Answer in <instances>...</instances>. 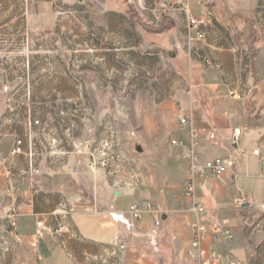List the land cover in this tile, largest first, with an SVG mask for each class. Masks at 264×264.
Masks as SVG:
<instances>
[{
    "label": "rangeland",
    "instance_id": "1",
    "mask_svg": "<svg viewBox=\"0 0 264 264\" xmlns=\"http://www.w3.org/2000/svg\"><path fill=\"white\" fill-rule=\"evenodd\" d=\"M161 4L169 6L164 0H0V141L11 133L25 140L32 136L37 164L44 169L33 184L43 189L39 197L45 205L54 201L51 182L65 165L79 172V183L70 180L72 192L83 198L88 194L84 179L94 184L99 177L114 190L125 188L113 187L114 180H130L140 202L164 205L168 189L182 196L187 161L170 147V123L163 121L161 105L184 94L189 97L191 68L200 61L156 24L154 16L162 20L163 12L150 10L153 5L160 10ZM197 4L201 2L191 0L193 9ZM112 133L125 146L130 175L109 176V171H92L87 165L85 142ZM50 137L67 154L52 165ZM22 162L27 164L25 158ZM20 172L0 164V264H13L7 241L12 218L24 211L20 186L26 180ZM132 202L121 197L116 207ZM70 218L57 217L52 226L70 230L56 234L67 249L70 241L84 245ZM153 231L137 251L127 250L136 260L132 263L181 264V249L169 228L163 224Z\"/></svg>",
    "mask_w": 264,
    "mask_h": 264
},
{
    "label": "crops",
    "instance_id": "2",
    "mask_svg": "<svg viewBox=\"0 0 264 264\" xmlns=\"http://www.w3.org/2000/svg\"><path fill=\"white\" fill-rule=\"evenodd\" d=\"M153 7L155 9L150 11L163 12L162 20L154 16L156 24L165 27L166 33L176 38L180 46L185 45L186 17L185 20H177L184 15L181 9L171 4L168 7L161 4L160 10L156 5ZM205 8L197 4L196 9L192 10L195 14H201ZM207 8L216 16L204 44V51L213 66H207L202 61L192 66L193 78L186 87L189 97L184 94L162 103L163 121L170 123L167 132L171 138L187 144L191 141L190 129L183 128L181 120L188 119L201 130L196 153L203 160L221 158L236 161V178L227 173L219 178L207 176L197 179L196 203L206 209L200 215V220L211 225L229 219L235 230L234 255L242 264L243 255L247 264H264V214L259 210L264 200V178L262 163L253 154L257 146L264 150V4L261 5L258 0H211ZM176 33L180 38L176 37ZM234 93L238 95L237 98ZM240 128H243V134L240 144L236 145L233 143L234 131ZM16 138L11 133L0 141V163L4 162L7 169L18 173L27 164L24 165L22 157L10 156ZM176 150L185 160L183 149ZM61 169L65 171L51 182L54 201L49 205H45L39 197L43 189L34 186L33 178L24 179L26 182L20 186L24 211L17 218V233L23 241L18 242L11 232L9 239L13 244V264H100L90 257L98 255L102 246L114 247L121 240L129 243L127 250L137 251L144 237L158 229L152 219L139 224L130 220L128 215L125 216L126 223L115 222L114 213H126L131 204L140 202L134 192L116 196L117 192L111 188L109 181L99 177L94 184L84 179L88 194L83 198L81 194L72 192L70 180L74 177L79 183V172H72L71 165L58 168ZM184 169L182 196L177 197L173 190L168 189L166 193L170 197H163L164 205L157 204L167 213L163 224L169 228L170 236L181 249V264H196L186 254L193 241L191 225L197 216L193 203L186 198L188 163ZM52 170L55 174L58 172ZM237 188L251 199L250 205L246 204L243 210H237L234 205ZM121 197L131 198L133 202L127 208H117ZM63 199L76 201L70 219L84 244L82 246L70 241L67 249L65 243L59 242L56 237L59 228L52 226L54 220H59L53 212ZM248 214L253 218L249 224ZM38 221L45 223L42 236L38 234ZM67 231L64 228L63 233ZM123 255L120 263L112 260L110 264H134L132 262L136 261L128 257L130 254L127 251Z\"/></svg>",
    "mask_w": 264,
    "mask_h": 264
},
{
    "label": "built area",
    "instance_id": "3",
    "mask_svg": "<svg viewBox=\"0 0 264 264\" xmlns=\"http://www.w3.org/2000/svg\"><path fill=\"white\" fill-rule=\"evenodd\" d=\"M171 5L178 6L184 13L187 21V36L186 46L189 52L194 55L199 61H202L207 66H213V62L206 55L204 51V44L207 39L208 30L215 23L216 16L209 7L211 0H199L206 8L201 14H195L191 7V0H164ZM234 97H238L234 93ZM181 125L183 128L189 127L191 141L186 142L173 139L170 142L172 149L182 148L184 151V159L188 163L187 182H186V198L193 203V211L197 216L195 223L191 225V232L193 241L190 248L186 251L189 260L196 264H242V262L233 253V243L235 241V230L231 226L229 219H223L217 223L207 225L200 220V215L205 213L206 209L202 204L196 203V181L199 178L207 176L222 177L227 173H231L235 178L237 177L235 168L236 161L233 159L224 160L221 158L214 160H203L196 153V148L199 145V140L202 131L188 119H182ZM243 128L234 131L233 143L238 145L241 142ZM135 138L131 135L130 140ZM85 155H87V165L92 171L104 170L109 171V176H119V173L125 172L127 175L131 173V161L125 158V146L121 144L119 135L112 133L110 136L103 139H93L85 142ZM49 157L52 163H58L61 158L67 154L60 148L58 139L50 137L48 140ZM254 156L258 157L262 163V177L264 178V150L257 146L254 150ZM243 155V154H242ZM11 157H23L27 160L25 170L20 172V176L25 179H32L44 175L43 167L37 164L36 144L29 136L28 139L16 138L10 151ZM2 165V163H0ZM134 180V176L130 177ZM113 187L117 188L119 185L125 188L115 190L123 194L132 193L133 183L130 180L119 179L114 180ZM135 186V185H134ZM75 203L72 199H63L58 208L53 212L56 217H68L75 211ZM251 199L246 195L242 189L237 188V196L234 199V205L237 210H243L246 204L250 205ZM259 210L264 214V200L259 206ZM165 209L152 202H136L131 204L126 213H114V220L116 223L124 224L125 216L134 223L143 224L148 219H152L154 226L160 228L163 225V219L166 215ZM12 218L11 226L12 232L18 242H22V237L17 233L18 216ZM251 215L247 216V224L251 223L253 218ZM43 221L37 222L38 234L42 236V230L45 229ZM69 230V229H68ZM64 228L61 227L56 230V234L63 233ZM70 233V230H69ZM9 252L11 253L10 242L7 241ZM129 243L126 241H119L117 246H102L98 255L90 257L92 260L98 261L100 264H110L112 260L119 263L122 261L123 254L127 251ZM222 250H220V248Z\"/></svg>",
    "mask_w": 264,
    "mask_h": 264
},
{
    "label": "water",
    "instance_id": "4",
    "mask_svg": "<svg viewBox=\"0 0 264 264\" xmlns=\"http://www.w3.org/2000/svg\"><path fill=\"white\" fill-rule=\"evenodd\" d=\"M79 3H82V2H84L85 0H77ZM137 151L139 152V153H142L143 152V149L141 148V147H138L137 148ZM123 195V193H121V192H117L116 193V196H122Z\"/></svg>",
    "mask_w": 264,
    "mask_h": 264
},
{
    "label": "trees",
    "instance_id": "5",
    "mask_svg": "<svg viewBox=\"0 0 264 264\" xmlns=\"http://www.w3.org/2000/svg\"><path fill=\"white\" fill-rule=\"evenodd\" d=\"M15 134V133H14ZM163 223H164V219H163ZM10 242V246H11V253L13 252V244H12V242L11 241H9Z\"/></svg>",
    "mask_w": 264,
    "mask_h": 264
}]
</instances>
